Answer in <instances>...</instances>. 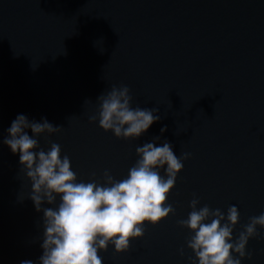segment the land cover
<instances>
[{"label":"water","instance_id":"obj_1","mask_svg":"<svg viewBox=\"0 0 264 264\" xmlns=\"http://www.w3.org/2000/svg\"><path fill=\"white\" fill-rule=\"evenodd\" d=\"M112 85L129 87L133 107H158L140 138L88 122ZM20 114L63 127L48 141L78 181L95 173L102 183L105 169L126 177L136 147L156 136V146L189 153L168 197L175 215L145 224L127 252L109 245L99 255L103 264H190V233L176 221L194 194L198 207L238 208L234 238L264 212V0H0V264H39L43 254V211L28 198L19 153L2 143ZM246 248L252 258L241 264H264V239Z\"/></svg>","mask_w":264,"mask_h":264},{"label":"clouds","instance_id":"obj_2","mask_svg":"<svg viewBox=\"0 0 264 264\" xmlns=\"http://www.w3.org/2000/svg\"><path fill=\"white\" fill-rule=\"evenodd\" d=\"M96 100L98 107L88 122L98 121L99 128L111 131L116 138L138 139L161 118L158 107H133L127 85H112ZM88 102L86 99L84 104ZM62 128L46 118L36 122L20 114L2 141L13 154L19 153L21 170L31 185L28 198L37 212L43 211V254L39 264H103L99 253L107 251L109 245L116 254L125 253L132 240L143 238L145 224L156 226L170 214L175 215L168 197L189 153L177 156L166 140L156 146L160 140L156 136L136 147L138 159L126 177L117 180L105 169L102 183L94 179L95 173L88 182L78 181L70 158L61 155V145L48 141ZM165 130L166 126L160 131ZM40 137L49 144L47 150L41 147ZM43 204L53 207L42 209ZM199 204L194 194L188 204L191 211L176 221L178 227L190 233L185 241L192 253L188 257L190 264H241L243 259H251L252 252L246 246L250 238L264 239L257 231L258 226L264 229V212L249 217L234 238V229L240 222L236 206L224 212L207 204L198 207ZM178 252L184 256V248Z\"/></svg>","mask_w":264,"mask_h":264}]
</instances>
